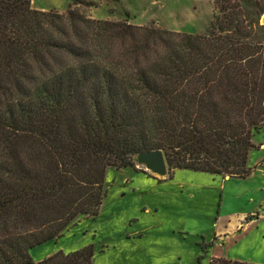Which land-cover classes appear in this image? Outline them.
<instances>
[{"label":"trees","instance_id":"16d2710c","mask_svg":"<svg viewBox=\"0 0 264 264\" xmlns=\"http://www.w3.org/2000/svg\"><path fill=\"white\" fill-rule=\"evenodd\" d=\"M0 0V264H94L30 251L96 217L107 169L162 149L169 170L245 178L264 129V0H215L204 33ZM209 264H258L212 258Z\"/></svg>","mask_w":264,"mask_h":264},{"label":"rangeland","instance_id":"374dc122","mask_svg":"<svg viewBox=\"0 0 264 264\" xmlns=\"http://www.w3.org/2000/svg\"><path fill=\"white\" fill-rule=\"evenodd\" d=\"M33 1L65 12L71 0ZM87 1L83 9L94 19L192 34L206 32L215 13V0ZM254 141L245 178L109 167L98 215L78 217L59 238L32 249V258L93 246L94 264H209L214 257L264 264V129Z\"/></svg>","mask_w":264,"mask_h":264},{"label":"water","instance_id":"95a60500","mask_svg":"<svg viewBox=\"0 0 264 264\" xmlns=\"http://www.w3.org/2000/svg\"><path fill=\"white\" fill-rule=\"evenodd\" d=\"M264 23V16L262 18ZM137 164L153 174L165 177L169 173V166L162 149L142 151L137 154Z\"/></svg>","mask_w":264,"mask_h":264},{"label":"crops","instance_id":"0c3cea01","mask_svg":"<svg viewBox=\"0 0 264 264\" xmlns=\"http://www.w3.org/2000/svg\"><path fill=\"white\" fill-rule=\"evenodd\" d=\"M33 7L34 8H37V9H40V10H48L47 8H45V7H38V6H36V3L33 1Z\"/></svg>","mask_w":264,"mask_h":264}]
</instances>
